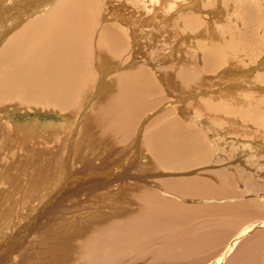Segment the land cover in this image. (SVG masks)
<instances>
[{
	"label": "rangeland",
	"instance_id": "obj_1",
	"mask_svg": "<svg viewBox=\"0 0 264 264\" xmlns=\"http://www.w3.org/2000/svg\"><path fill=\"white\" fill-rule=\"evenodd\" d=\"M55 10L62 106L3 74ZM0 55V264H192L219 228L195 264H264V0H0Z\"/></svg>",
	"mask_w": 264,
	"mask_h": 264
},
{
	"label": "bare ground",
	"instance_id": "obj_2",
	"mask_svg": "<svg viewBox=\"0 0 264 264\" xmlns=\"http://www.w3.org/2000/svg\"><path fill=\"white\" fill-rule=\"evenodd\" d=\"M80 11L81 10L76 13L71 12L69 16L65 15L57 17L55 16L57 15L55 10V13L50 15L47 19L41 20V24H36L34 28L26 30V32L21 33V35L19 34V36L21 37L18 36L19 42L14 44L13 49L15 50H13V53L9 55L7 51L9 56L6 58V62L8 65L4 66L3 70V74L5 75V77L8 79L14 78L15 80L17 79L18 81L26 82L27 84H30L32 80L34 82H37L38 79L40 80V78L42 80V77L44 76L46 77H44V80L47 79L49 82H57V85L55 86L56 89L53 87L51 89H54V91L57 90V92L55 91V93L61 95L62 98L60 100L55 99L53 103H57L58 105L62 106V100L64 98H68V96L69 98H71L73 94L70 95V93H75L78 90L77 87L75 92L72 90L77 84H75L74 81L78 80V78H80L82 74H84L79 70V73L82 74H80L81 76L78 77V69H76V67L74 68V66L81 62L80 60H78L80 59V57L78 58L79 54H81L82 59V53L79 52V54H77L78 50H76L75 48V45H78L80 51V48L82 46L81 41L77 40L76 42H74L70 39V37L80 38L79 36H76L77 34L81 33V29L83 26L81 24L82 13ZM24 40L27 41L23 43ZM54 44L55 47L52 46ZM95 47H98V45ZM68 49L70 52H73V54H71ZM0 57L3 56L0 55ZM1 60L3 61V59ZM41 69L42 75H40V73H35L37 71H40ZM28 73H33V76L35 77L33 79H30V77L22 76L23 74ZM7 74H9L10 76L7 77ZM76 75L78 78L75 77ZM8 79L6 80V82L10 83ZM79 81L82 82V77L81 80L79 79ZM82 83L85 82L83 81ZM73 84L75 85L73 86ZM51 85H53V83ZM77 85H79V83ZM82 85L83 84H81V86ZM85 85L83 86L85 87ZM50 102L52 103V101Z\"/></svg>",
	"mask_w": 264,
	"mask_h": 264
},
{
	"label": "crops",
	"instance_id": "obj_3",
	"mask_svg": "<svg viewBox=\"0 0 264 264\" xmlns=\"http://www.w3.org/2000/svg\"><path fill=\"white\" fill-rule=\"evenodd\" d=\"M214 229H215V228H214ZM220 229H221V228H219L217 231H213V233H212V231L204 232V233H203L204 236H209V237H207V240L205 239L206 241H204V240L202 241L201 238H203V237L199 236L200 239H198V241H197L196 243L193 242V243H191L192 245H189V244H188V245L186 246V248H189V249H187L186 251L183 252V248H182V249H181V252H182L181 254H182V255H187V256L184 258V260L186 259V261H187V260H188V261H191L192 264H195L196 262H198L200 259H198L197 257H192V255L195 254V253H193L192 255L189 254V253H192V251H193V247L196 248V249H198V248H202V247L204 248L203 245H205V244H211L210 241H212V242H217V241H216V239H218L217 234H221V235H220V238L225 237V235H226L225 228H222V229H224V231H221V232H220ZM198 231H199V230H198ZM218 231H219L220 233H218ZM192 235H195V236H196V233L193 231V232H192ZM195 236H194V237H195ZM201 241H202V242H201ZM201 243H203V245H201ZM175 244H178V242H176ZM175 244H174V245H175ZM217 244L219 245L220 243H213L211 246H216ZM182 245H183V244H182ZM211 246H209V247H211ZM190 247H192V250H190ZM207 247H208V246H207ZM194 251H196V250H194ZM178 252H179V251H178ZM188 254L190 255V257H192V259H190V257H188V256H189ZM254 261H255V260H254ZM208 263H209V262H206V263H203V264H208Z\"/></svg>",
	"mask_w": 264,
	"mask_h": 264
}]
</instances>
